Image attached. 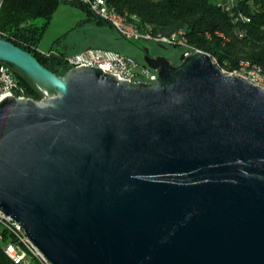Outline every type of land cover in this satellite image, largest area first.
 <instances>
[{
	"label": "water",
	"instance_id": "95a60500",
	"mask_svg": "<svg viewBox=\"0 0 264 264\" xmlns=\"http://www.w3.org/2000/svg\"><path fill=\"white\" fill-rule=\"evenodd\" d=\"M146 57L149 83L58 75L0 38L48 93L0 100V209L53 264H264V89Z\"/></svg>",
	"mask_w": 264,
	"mask_h": 264
},
{
	"label": "trees",
	"instance_id": "16d2710c",
	"mask_svg": "<svg viewBox=\"0 0 264 264\" xmlns=\"http://www.w3.org/2000/svg\"><path fill=\"white\" fill-rule=\"evenodd\" d=\"M60 1L2 0L0 8L3 38L32 53L58 75L63 74L61 68L66 53L53 48L43 52L38 45ZM64 1L80 5L91 13L80 2ZM107 1L121 15H137L141 26L152 33L165 35L186 28L189 46L194 51L209 53L221 67L235 68L240 60H248L264 70V0H237L232 14L217 7L212 0ZM240 15L245 16L247 21L239 19ZM236 17L238 19L234 20ZM38 20L42 23L36 24ZM2 64L12 70L18 83L16 95L35 100L43 98V91L22 70L0 61V66ZM8 263V258L0 255V264Z\"/></svg>",
	"mask_w": 264,
	"mask_h": 264
},
{
	"label": "built area",
	"instance_id": "2783aa9c",
	"mask_svg": "<svg viewBox=\"0 0 264 264\" xmlns=\"http://www.w3.org/2000/svg\"><path fill=\"white\" fill-rule=\"evenodd\" d=\"M67 1L80 2L86 5L93 15L110 25L111 28L127 41H134L137 39L153 41L155 43L180 47L183 57L193 54L187 52L185 46L180 41V35L173 41H166L162 39V37H148L146 30L138 23L133 22V16H131V21L116 22L113 17L109 16L107 3H100L99 0ZM212 2L223 11L232 14L231 2L235 1L212 0ZM3 35L4 33L0 30V38H3ZM216 65L219 66L223 72L240 77L264 89V83L248 80V73L242 72L239 68H228L226 65H224V67H221L219 64ZM82 66L98 67L104 73L112 74L119 80H127L130 82L149 83L153 82V79L158 77V70L150 67L146 62H139L135 58L124 53L100 47H87L80 52L67 55L63 67L68 71L72 68ZM261 71L264 70L261 69ZM17 85L18 83H15L12 79V70L10 68H5L2 64L0 66V100L7 95L25 98L23 95L15 94ZM43 94L44 96L42 99H45L48 93L43 91ZM18 237H26L28 240H32L19 222L6 215L0 209V255L8 258V264H31L29 256L24 252V248H20L18 245ZM38 250L43 256V264H53L39 248Z\"/></svg>",
	"mask_w": 264,
	"mask_h": 264
},
{
	"label": "rangeland",
	"instance_id": "374dc122",
	"mask_svg": "<svg viewBox=\"0 0 264 264\" xmlns=\"http://www.w3.org/2000/svg\"><path fill=\"white\" fill-rule=\"evenodd\" d=\"M1 2L2 0L0 4ZM41 23L42 20L36 22ZM87 47L116 50L146 63L147 54L165 56L176 64L180 62L182 56L180 47L142 39L127 41L100 18L89 13L86 8L61 0L41 37L38 48L43 52L53 48L69 55ZM61 72L63 74L66 72L65 67L61 68Z\"/></svg>",
	"mask_w": 264,
	"mask_h": 264
},
{
	"label": "bare ground",
	"instance_id": "6f19581e",
	"mask_svg": "<svg viewBox=\"0 0 264 264\" xmlns=\"http://www.w3.org/2000/svg\"><path fill=\"white\" fill-rule=\"evenodd\" d=\"M235 2H231V11L234 7H236V2L237 0H233ZM100 3H107V7L109 8V16L113 17L116 22H125V21H131V16H133V22L140 24V19L137 15H121L120 13L116 12V10H113L107 0H99ZM236 19H238L236 17ZM239 19L242 21H247V18L243 15H240ZM146 34L148 37H162V39L166 41H173L176 39L177 36L180 35V41L181 43L185 46V49L187 50L188 53H195L197 51H202V50H197L194 51L190 46H189V37H188V32L186 28H180L176 31H174L171 34H155L152 33L151 31H148L146 28ZM242 35V34H241ZM205 52V51H204ZM209 54V53H208ZM210 55V54H209ZM211 56V55H210ZM212 58V56H211ZM213 62L215 64H218L217 60L213 59ZM5 68H7L5 66ZM235 68H239L242 70V72L248 73V80H252L254 82L258 83H264V71H261V67L253 64L252 62L248 60H240L238 63V66ZM12 79L14 80L15 83L17 81L12 75ZM157 78H154L153 81H155ZM18 245L20 248H24V252L26 255L29 256L30 263L31 264H43V256L38 250L36 244L34 243L33 240H28L26 237H18Z\"/></svg>",
	"mask_w": 264,
	"mask_h": 264
}]
</instances>
